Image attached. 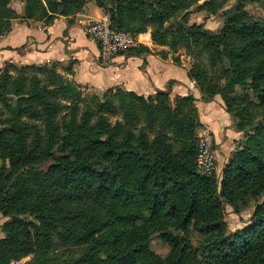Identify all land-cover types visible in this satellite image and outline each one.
Returning a JSON list of instances; mask_svg holds the SVG:
<instances>
[{"label": "trees", "instance_id": "16d2710c", "mask_svg": "<svg viewBox=\"0 0 264 264\" xmlns=\"http://www.w3.org/2000/svg\"><path fill=\"white\" fill-rule=\"evenodd\" d=\"M23 3L22 15L10 6ZM93 1L110 27L192 59L201 101L218 95L245 139L220 175L198 174L192 95L85 93L56 64L0 71V264H264V18L238 1L218 33L188 24L217 0H0V37L12 21L52 22ZM202 1V3H199ZM150 51L137 45L121 54ZM178 62V58H174ZM242 78L248 96H232ZM255 204L250 226L229 232L224 207ZM175 233V235L172 234ZM160 234L165 257L146 236ZM173 235H171V234Z\"/></svg>", "mask_w": 264, "mask_h": 264}, {"label": "crops", "instance_id": "0c3cea01", "mask_svg": "<svg viewBox=\"0 0 264 264\" xmlns=\"http://www.w3.org/2000/svg\"><path fill=\"white\" fill-rule=\"evenodd\" d=\"M17 4L16 12L21 16L23 3L18 1ZM103 14L93 1H87L74 16H58L50 23L14 19L11 30L0 37V69L8 63L17 66L56 64L58 71L65 74V69L71 66L68 78L85 90L103 94L109 89H120L143 97L165 90L172 80L171 98L194 97L200 125L213 133L218 146L217 165L222 167L228 156L225 147L240 137V132H235L231 118L218 99L201 101L198 88L188 76L189 59L181 61L180 51L174 55L167 47L155 45L148 30L137 39L138 45L146 47L149 53L119 54L108 63L101 62L97 44L85 34L82 21L97 19ZM178 55L180 59L175 62Z\"/></svg>", "mask_w": 264, "mask_h": 264}, {"label": "rangeland", "instance_id": "374dc122", "mask_svg": "<svg viewBox=\"0 0 264 264\" xmlns=\"http://www.w3.org/2000/svg\"><path fill=\"white\" fill-rule=\"evenodd\" d=\"M219 1L220 0H217L216 3H219ZM221 1H222L221 8L215 14L208 13L204 10H198L195 6L191 7L187 12L188 24L189 25H191V24H203L206 29L211 30L214 33H218L224 25L223 11L233 7L238 1H242L244 3V10L248 13V15L250 17H252L254 19H263L264 18V0H221ZM17 2L18 1H13L10 4V6L15 11H17V8H18ZM199 3H202V1H200ZM178 52H176L174 55H176ZM180 52H181V61L182 60L184 62L189 61L188 64L190 67L191 63H192V59L185 54L184 50H180ZM175 57L178 58V60L180 59L179 55L175 56ZM186 59H189V60L187 61ZM5 65L0 69V71H3L5 69ZM48 65H51V64H48ZM14 66L23 67V66H17V65H14ZM24 66H26V65H24ZM245 83H246V81L243 80L242 78H240L239 82L235 88V91L232 93V96H236L239 98H244V97L248 96L249 99L255 100V98L252 96V94L248 90H246V88L243 87V84H245ZM85 93L97 94L93 90H85ZM97 95L101 96L102 94L99 93ZM215 99H218L220 101L221 108L223 109V111L225 113H227L224 109V105H223V102L221 101V98L218 95H216V96H214L213 100H215ZM213 100L208 101V102H212ZM229 117L231 118L235 132H238V130H237L238 120L235 118H232L230 115H229ZM200 127H203V126L200 125L197 128L196 132L198 131V129ZM244 139H245L244 134L242 132H240V137L234 138L233 142L229 143L228 148L225 147V149H228V151H226V153H228V156H226L227 159L224 162L225 164L227 163L229 158L232 156L233 152L242 146ZM217 147L218 146L215 145V170H214V172H216L217 175H220V172L222 171L225 164L222 167L220 166L218 168V165H217V153H218V151L216 150ZM254 204H255L254 199L249 196V197H247L246 206H245V208H243L244 210H242V212L239 214L232 213V209L229 205H226L224 207V219L226 221L229 232H234L235 230L244 229V228H247L248 226H250V215H251L252 210L254 208ZM7 220H8L7 217H4L3 215L0 214V239H2L4 237V233L2 231V225ZM172 234L175 235V233H173V232H172ZM146 240H147V243L149 245V248L155 254H157L161 257H165L167 255V253L169 251V246H168V244H166L161 239L160 234L156 233V234L148 235V236H146ZM28 258L29 257H26L25 259L28 260Z\"/></svg>", "mask_w": 264, "mask_h": 264}, {"label": "built area", "instance_id": "2783aa9c", "mask_svg": "<svg viewBox=\"0 0 264 264\" xmlns=\"http://www.w3.org/2000/svg\"><path fill=\"white\" fill-rule=\"evenodd\" d=\"M84 32L97 44L99 59L110 62L115 56L139 44L137 36L129 32L110 27L109 16L101 15L97 19H84ZM197 151L195 166L198 174L210 175L215 170V138L210 129L203 126L196 132ZM25 258L12 260L9 264H24Z\"/></svg>", "mask_w": 264, "mask_h": 264}]
</instances>
